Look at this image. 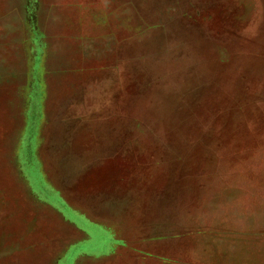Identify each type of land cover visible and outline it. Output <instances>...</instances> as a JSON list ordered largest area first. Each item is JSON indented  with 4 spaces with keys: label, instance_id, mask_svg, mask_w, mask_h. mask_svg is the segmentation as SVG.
<instances>
[{
    "label": "rangeland",
    "instance_id": "rangeland-1",
    "mask_svg": "<svg viewBox=\"0 0 264 264\" xmlns=\"http://www.w3.org/2000/svg\"><path fill=\"white\" fill-rule=\"evenodd\" d=\"M0 264H264V0H0Z\"/></svg>",
    "mask_w": 264,
    "mask_h": 264
}]
</instances>
